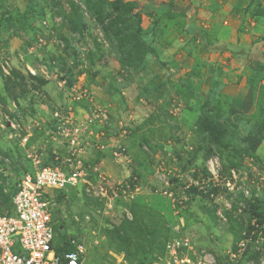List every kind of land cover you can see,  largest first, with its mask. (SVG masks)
Listing matches in <instances>:
<instances>
[{"label":"rangeland","instance_id":"obj_1","mask_svg":"<svg viewBox=\"0 0 264 264\" xmlns=\"http://www.w3.org/2000/svg\"><path fill=\"white\" fill-rule=\"evenodd\" d=\"M106 1L0 0V52L8 56L13 69L20 71L21 76L17 78L11 74L6 82L7 79L0 76V123L18 122L20 126L24 125L21 133L30 132L26 146L21 147L16 139L7 138V131L0 130V180L11 190L25 174L33 173L43 164L54 165L50 154H56L61 162L68 156V150L54 134L52 112L57 109L81 119L96 103L106 112L108 125L95 123L89 127L86 134H92L83 135L80 146V159L92 181L98 174H103L110 183L131 184L130 178L135 176L139 186L138 196H158L163 186L157 176L163 174L177 200H181L184 193L188 198L178 215H172L171 223L177 218L183 220L197 255L203 252L212 260L211 264H264V237L252 248L259 254L257 260L245 255L246 250L237 251L240 242H249L242 238L248 225L246 203L252 198L264 201V143L258 150L259 157H244L241 167L237 163L239 166L236 167L223 164L217 154L205 158V151L198 149L203 143L193 128V109L200 107L205 98L203 90L206 81L203 78L206 75V59L195 53L189 92L180 91L175 86L177 82L174 81L178 78L172 74L170 76L174 80H168L171 86L167 89L163 81L169 76L167 72L159 75L153 71L151 66L157 64L152 54L160 60H169L180 55L183 46L192 55L195 45H183L185 42L181 45L179 39L182 33L176 27V21L171 22L161 15L156 17L151 12L150 15L143 13L140 16V26L146 35L142 42L147 47L145 52H127L125 59L135 69L143 67L144 70L134 74L131 68L120 66L117 44L107 39L91 11V8H96L101 13H107ZM219 1L223 0H218V3L216 0H198L195 5H199L197 9L212 14L213 4H218L214 12L222 8ZM155 2L173 7L175 3L173 0ZM184 3L187 4L185 0L179 3L181 8H185ZM208 16L196 20L205 22ZM43 20L49 26L46 33L48 43L45 47H36L34 54L29 55L27 49L35 43L37 33L43 31L40 29ZM119 27L135 34L131 25ZM53 39L62 47L53 44ZM24 63L34 69L45 64L49 72L56 70L63 74L67 79L65 90H57L52 81H46L47 84L42 87L36 86L24 70ZM189 64L187 62V66ZM182 68L177 70L179 75ZM182 82L184 80L178 79V84ZM72 86L77 91L86 89L92 101L75 100ZM114 90L117 94L111 95L114 97L112 104L120 107L116 111L108 106L110 99L107 97V92L111 94ZM185 93L191 94V98H185ZM238 103L237 99L236 105ZM225 105L228 106L227 103ZM263 108L264 84L259 83L251 110L242 113L243 119L240 122L234 120L228 129H236L239 136L244 135L250 121H256ZM227 137H232L230 132ZM116 141L118 143H114ZM114 144L119 145V150L114 151L117 156L107 151ZM239 146L237 140H231L234 150H238ZM28 153L36 155V161L27 159ZM235 154L236 151L230 154L233 162L239 160ZM213 159L218 163L221 178H229L232 171L236 174L232 192L223 187L219 178L218 202L205 196V192L212 187L202 183L207 177L206 166ZM212 167L215 168L214 163L210 164ZM187 178L202 183L203 190H185ZM49 195L55 243L65 242L71 237L80 240L85 249L82 264H140L141 253H136L133 245L112 242L108 236L107 230L128 210L125 199L117 201L113 209L115 218L107 222L103 209L93 201L87 204L80 188L65 191L61 202L56 200L55 192ZM230 216L236 220L240 239L229 233L227 218ZM190 260L196 264L198 258L190 256ZM200 261L204 264L202 259Z\"/></svg>","mask_w":264,"mask_h":264},{"label":"built area","instance_id":"obj_2","mask_svg":"<svg viewBox=\"0 0 264 264\" xmlns=\"http://www.w3.org/2000/svg\"><path fill=\"white\" fill-rule=\"evenodd\" d=\"M40 31L37 33L35 43L28 49L29 55L34 54L36 47H45L47 45V35L49 26L43 20L40 22ZM43 32V33H42ZM58 47L55 39L51 40ZM49 45V44H48ZM48 64V63H47ZM54 63L52 62L51 65ZM24 70L33 78H41L45 81H52L59 91H64L67 86V79L63 74H59L56 70L52 72L47 70L45 64H40L36 69L29 64L24 63ZM13 67L11 60L7 55L0 52V76L9 78ZM71 92L75 94V100L88 99L89 92L84 89L77 91L75 86L71 87ZM1 121V117H0ZM52 122L54 134L66 145L68 156L61 162L56 154H53L54 162L57 165H46L39 167L33 173H27L16 184L15 191L11 196L12 211L11 215H0V264H57L58 258L52 248L54 243L53 216L50 210L49 193L55 191H67L68 189L80 188L83 195L95 199L104 204L102 214L109 218L112 222L115 218L113 212L117 201L122 198L126 202L133 200L138 196L139 186L137 179H132V185L127 182L110 183L103 174H98L96 180L89 178L88 171L82 164L80 159L81 138L86 134V130L99 123L102 126L108 125L106 112L102 111L96 103H93L88 112L81 119L76 118L69 112H61L55 109L52 112ZM2 123V122H1ZM0 130L7 131L8 139H16L21 147H25L30 137V132L21 133L23 130L18 122H9L1 124ZM102 148V147H101ZM114 156L117 154L114 152ZM27 159L36 161L37 156L28 153ZM215 164V168H210V164ZM64 165V166H62ZM207 177L202 181L203 184L210 185L212 188L218 187L219 178L222 180L223 187L232 192L234 190V182L236 174L230 172L229 178H221L218 173V163L216 160H210L207 164ZM158 182L163 186L161 196L167 199L170 204L172 215H178L182 205L188 198L184 193L181 200H177L170 191L169 181L163 174L157 176ZM188 188L201 187L191 178H187ZM184 190V191H185ZM207 192V191H206ZM214 201L218 202V196L210 195ZM125 216L131 219L129 212L125 211ZM169 240L165 246V253L161 257H157L151 264H193L190 256L197 257L196 264H211L212 260L198 252L191 238L186 234L185 225L181 218H177L168 226ZM262 239V238H259ZM73 249L65 252L64 259L66 264H82L84 255V246L77 240H70ZM246 243L244 241L238 244V252H244Z\"/></svg>","mask_w":264,"mask_h":264},{"label":"trees","instance_id":"obj_3","mask_svg":"<svg viewBox=\"0 0 264 264\" xmlns=\"http://www.w3.org/2000/svg\"><path fill=\"white\" fill-rule=\"evenodd\" d=\"M106 2L108 9L105 14L101 13L96 8H91L94 20L102 26L107 39L117 44L120 53V66L128 69L131 68L134 71V74L140 73L144 70L143 67L135 69L130 63L125 61V59L127 58V52L131 53L132 51H139L140 53H144L147 48L142 44L146 35L140 26V16H142L143 13L150 15L152 12V4L149 0H146L147 6L149 5L147 8V6H143L136 0H107ZM159 6L164 7L165 9L161 17H166L172 22L175 17L179 16L178 12L171 10V5L160 4ZM253 14L264 19V8L256 6L253 10ZM126 24L135 28V34L127 33L126 31H123V28L119 27ZM151 57L155 59V63L158 66L164 67L165 64L156 54H152ZM134 66L138 67L136 64H134ZM253 71L255 73V90L256 85L261 83V81H264V64L258 66ZM19 73L20 71L13 69L11 74L18 78L21 77ZM9 78H11V76ZM9 78H5L7 79L5 82L8 81ZM30 80L36 83V86L40 87L47 84L46 81L38 78L31 77ZM189 82V80H184V82L181 83V86L186 92H189L190 90H188ZM223 89L224 86L220 81H214L211 84L205 94L203 103L200 106L199 114L193 128L195 133L200 137L201 143H203L198 149L200 151H205V158L217 154L223 164L227 163L229 167H236L240 165L244 157H258L256 151L264 140V108L261 110L256 121H250V124L246 127V133L239 136L238 130L234 129L230 131L228 128L233 125L234 120L240 122V120L243 119L242 112L236 110L232 106L231 100L222 93ZM116 91L117 90H114V92ZM180 94L183 95L182 92H180ZM185 94V98L187 99L192 96L191 94ZM225 103H227L228 106H226ZM228 132L231 133L232 137H227ZM232 139L239 142L240 146L238 150H234L231 147ZM232 151L233 153L236 151V159L237 157L239 159L236 162H233V158L230 157ZM50 159L53 161L52 154H50ZM55 164L57 165V162H54V165ZM42 166H46V164H43ZM131 177V181L133 178H136L135 176ZM132 184L133 183H131V185ZM15 187L9 190L0 180V215H11L13 213L11 196L15 191ZM219 193L220 191L218 188H211L205 192V196L207 198L210 197L211 194L218 196ZM55 196L56 200L61 202L64 197V191H55ZM85 198L87 204H90L93 201L100 206V209H103L104 204L102 202L91 199L87 196H85ZM126 207L131 219H128L123 213L118 218L116 224L112 226L111 229L107 230L108 236L111 238L112 242L133 245L135 252L141 253L139 263L151 264L157 257H161L165 253V246L170 237L168 226L172 221L170 204L167 199L161 195H144L137 196L133 200L127 202ZM245 213L247 215L248 225L242 238L249 240L245 247V255L257 260L259 254L253 252L252 248L259 238L264 237V201L257 198L250 199L246 203ZM107 222H110L108 217ZM227 222L229 233L234 237L239 236L240 239V232L237 230L236 220L230 216L227 218ZM72 239H74V237L69 238L65 242L56 244L54 234L52 248L58 258L57 264H66L64 254L73 249L69 243ZM74 240L81 242L78 239Z\"/></svg>","mask_w":264,"mask_h":264},{"label":"crops","instance_id":"obj_4","mask_svg":"<svg viewBox=\"0 0 264 264\" xmlns=\"http://www.w3.org/2000/svg\"><path fill=\"white\" fill-rule=\"evenodd\" d=\"M136 1L142 5L146 3V0H144L145 2H142V0ZM149 1L152 4L151 11L154 13V16L159 17L162 15L165 10L164 7H160L159 4L155 2L157 0ZM173 1L175 3L171 10L178 12L180 16L175 17L172 21H176V27H179V31L182 33L179 42L181 45L185 42L183 45L189 43L195 46L192 49V55L189 50L186 52L185 46H183L180 55L176 57L172 56L169 60L161 59L165 64L164 67H157V65L153 64L156 66H151L153 71L159 75L163 74L162 72H167L166 74L169 78L164 80L163 83L168 89L169 86H171L168 80H174L172 76H170L171 74L176 75L178 79L181 78L182 80L191 81L193 79L191 74L194 70L195 58L197 55L198 57L203 55L206 59L204 62L206 75L203 78L206 82L204 85L203 97L204 93L206 94L208 88L214 81H220L224 86L222 93L231 100L232 106L242 113L249 112L253 106L255 95V73L253 70L264 64V19L253 14V10L256 6L264 8V0L219 1L221 3L220 8H222L214 12L218 4H213L212 14L208 11L197 9L199 5L196 6L195 3L198 2V0H190V2L185 0L187 3L186 5L184 3L185 8L180 7L179 3L181 0ZM216 1L218 3V0ZM204 15H209L205 18L207 21L200 22L196 20V18L204 17ZM184 20L185 22H183ZM183 51L185 53H183ZM187 62L191 63L189 64L190 66H187ZM180 68H182V71L179 75L177 70ZM158 71H161V73ZM178 79L174 81L177 82L175 86L183 91L184 88L181 86V83L178 84ZM261 84H264V81H261ZM108 92L107 97L110 99V104L108 106L115 111L120 109L118 105L112 104V99H114V97L112 98L111 95L113 93L117 94V91L111 94ZM237 99L239 100L238 105H236ZM193 110V123H195L200 107H196ZM114 143L118 142L116 141ZM263 143L264 140L260 146ZM117 145L118 144L110 145V149L107 151L114 154V151L119 150V145ZM113 146H116V148H113ZM260 146L256 151L257 156Z\"/></svg>","mask_w":264,"mask_h":264}]
</instances>
